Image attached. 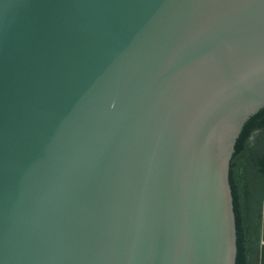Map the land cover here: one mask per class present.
I'll use <instances>...</instances> for the list:
<instances>
[{
  "label": "water",
  "instance_id": "95a60500",
  "mask_svg": "<svg viewBox=\"0 0 264 264\" xmlns=\"http://www.w3.org/2000/svg\"><path fill=\"white\" fill-rule=\"evenodd\" d=\"M263 109L264 0H0V264H236Z\"/></svg>",
  "mask_w": 264,
  "mask_h": 264
},
{
  "label": "trees",
  "instance_id": "16d2710c",
  "mask_svg": "<svg viewBox=\"0 0 264 264\" xmlns=\"http://www.w3.org/2000/svg\"><path fill=\"white\" fill-rule=\"evenodd\" d=\"M239 254L236 264H259L264 210V109L245 125L230 163Z\"/></svg>",
  "mask_w": 264,
  "mask_h": 264
},
{
  "label": "clouds",
  "instance_id": "9594fccd",
  "mask_svg": "<svg viewBox=\"0 0 264 264\" xmlns=\"http://www.w3.org/2000/svg\"><path fill=\"white\" fill-rule=\"evenodd\" d=\"M263 243V242H262ZM260 264V263H259Z\"/></svg>",
  "mask_w": 264,
  "mask_h": 264
}]
</instances>
